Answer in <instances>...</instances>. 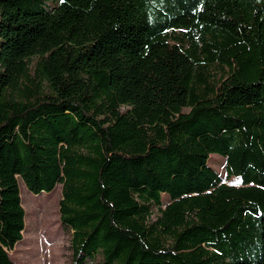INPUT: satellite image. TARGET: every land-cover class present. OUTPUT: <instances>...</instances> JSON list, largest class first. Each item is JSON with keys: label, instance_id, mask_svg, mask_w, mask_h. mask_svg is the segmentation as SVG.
I'll list each match as a JSON object with an SVG mask.
<instances>
[{"label": "trees", "instance_id": "obj_1", "mask_svg": "<svg viewBox=\"0 0 264 264\" xmlns=\"http://www.w3.org/2000/svg\"><path fill=\"white\" fill-rule=\"evenodd\" d=\"M0 41V264L19 179L72 264H264V0H0Z\"/></svg>", "mask_w": 264, "mask_h": 264}, {"label": "rangeland", "instance_id": "obj_2", "mask_svg": "<svg viewBox=\"0 0 264 264\" xmlns=\"http://www.w3.org/2000/svg\"><path fill=\"white\" fill-rule=\"evenodd\" d=\"M211 73L217 74L218 71L211 69ZM208 165L221 177L222 183L238 184L237 179H226L225 159L221 156L211 154ZM18 184L25 211V227L21 242L9 253L11 261L16 264H72L71 232L59 220L61 185L57 184L49 193L33 195L20 179ZM163 200L166 199L163 197ZM37 204L42 205L37 208ZM157 214L153 209L152 218Z\"/></svg>", "mask_w": 264, "mask_h": 264}]
</instances>
